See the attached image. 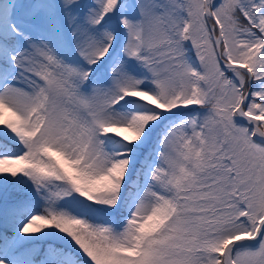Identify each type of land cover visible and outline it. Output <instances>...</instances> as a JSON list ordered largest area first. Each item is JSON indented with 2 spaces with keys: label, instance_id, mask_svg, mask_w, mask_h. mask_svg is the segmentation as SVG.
I'll list each match as a JSON object with an SVG mask.
<instances>
[{
  "label": "snow or ice",
  "instance_id": "obj_1",
  "mask_svg": "<svg viewBox=\"0 0 264 264\" xmlns=\"http://www.w3.org/2000/svg\"><path fill=\"white\" fill-rule=\"evenodd\" d=\"M0 264H264V0H0Z\"/></svg>",
  "mask_w": 264,
  "mask_h": 264
}]
</instances>
